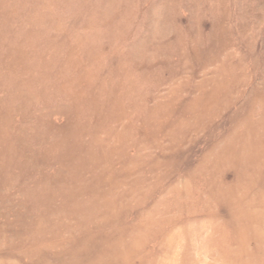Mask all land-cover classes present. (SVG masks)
Masks as SVG:
<instances>
[{
    "label": "rangeland",
    "instance_id": "rangeland-1",
    "mask_svg": "<svg viewBox=\"0 0 264 264\" xmlns=\"http://www.w3.org/2000/svg\"><path fill=\"white\" fill-rule=\"evenodd\" d=\"M0 264H264V0H0Z\"/></svg>",
    "mask_w": 264,
    "mask_h": 264
}]
</instances>
